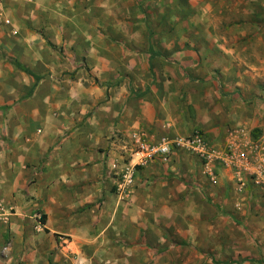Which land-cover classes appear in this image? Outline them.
Wrapping results in <instances>:
<instances>
[{"label":"crops","instance_id":"1","mask_svg":"<svg viewBox=\"0 0 264 264\" xmlns=\"http://www.w3.org/2000/svg\"><path fill=\"white\" fill-rule=\"evenodd\" d=\"M55 1L0 0V202L22 213L11 223L14 249L0 256V264H9L8 259L4 260L6 257L31 254L38 255L36 264H44L46 253L52 256V264H152L161 253L141 244L151 221L138 214L150 203L142 204L140 196H133L132 202L122 201L116 193L111 164L114 159L127 157L133 133L142 131L154 141L191 134L195 123L200 121L199 114L196 112L192 119L189 111L182 110L185 107L174 85H169L171 88L165 94H155L154 90L136 94L125 82L120 87H101L97 84L99 77L91 76L81 61L71 62L77 68H70L74 72L63 76L65 69L56 67L61 58L55 55L49 42L65 51L81 50L87 42V33L84 28L53 30L55 26L66 25L50 10ZM76 22L83 26L80 20ZM182 60L188 74L183 75L181 82L185 84V80L189 87L200 89L202 101L198 104L208 109V119H202L197 127L205 130L213 141L223 143L222 147L235 132L255 137L261 134L264 127L256 120L255 133L232 122L235 116L247 123L251 117L245 114H259V108L253 110L245 103V106L232 104L230 108L226 97L234 93H224L222 99L211 88L219 84L217 78L196 69L197 64L188 68L193 66L191 58ZM13 66L26 88L11 91L2 83L13 72ZM73 74L75 79L70 80ZM34 75L40 78L35 87ZM158 76L167 78V82L169 77L170 81L179 78L174 74ZM162 81L157 80L159 85ZM28 89L30 98L15 105L8 103L18 98L20 101ZM215 100L216 104H211ZM230 109L233 115L228 119ZM190 154L178 151L169 163L155 161L141 168L137 194L153 198L157 184L165 185L162 176L177 171L174 165L178 166ZM225 176L230 180L227 183L232 194L241 195L230 174ZM198 178H206L204 166ZM219 180L218 177L215 182L212 180L215 187ZM147 182L151 184L146 188ZM243 192L251 198L254 194L261 195L250 186ZM209 195L217 196L216 188H209ZM224 202L232 208L231 199ZM35 212L44 217L43 234L37 236L32 234L29 217ZM4 238L0 223L1 248ZM25 250H29L28 254Z\"/></svg>","mask_w":264,"mask_h":264},{"label":"rangeland","instance_id":"2","mask_svg":"<svg viewBox=\"0 0 264 264\" xmlns=\"http://www.w3.org/2000/svg\"><path fill=\"white\" fill-rule=\"evenodd\" d=\"M53 4L50 10L66 22L53 30L84 28L87 33V42L81 50L53 48L61 58L56 67L65 69L63 76L74 72L70 68H77L71 62L81 61L91 76L99 77L97 84L101 87H120L125 82L136 94L150 90L165 94L171 88L169 85H174L185 107L182 110L189 111L192 119L196 112L199 114L200 121L191 132L202 131L221 146L223 143L213 141V137L197 127L202 119H208V109L198 104L202 101L200 89L180 80L188 74L187 68L182 67V59L191 58L193 66L188 68L197 64L196 69L217 78L219 84L211 87L216 95L224 99V93H234L226 97L230 108L232 104H242L260 109L256 115L245 114L251 117L247 123L236 120L235 116L232 122L245 125L253 133L257 130L255 120L264 127V0H56ZM13 67L2 83L11 91L26 88L27 84L18 80L16 66ZM167 74L179 78L170 81L172 77H169L167 82V78L158 76ZM108 77L112 78L106 80ZM74 79L73 74L70 80ZM158 79H163L160 85ZM28 92L29 89L20 101L18 98L8 103L23 102L30 98ZM231 111L226 116L228 119L233 115ZM174 166L178 170L162 176L165 185L158 182L153 198L137 191L133 195L140 196L138 200L142 204L150 203L138 214L151 221L141 244L161 253L152 264H264V197L232 194L227 183L230 180L225 176L230 173H223V168L217 174L220 180L216 187L208 175L198 180L203 164L194 154ZM150 184L147 182L144 187ZM209 188H216L218 195L211 198ZM249 198L253 201L249 202ZM228 199L233 201L232 208L224 202ZM16 216L20 218L22 213L15 207L0 205V223L6 237L0 247L1 257L14 249L11 223ZM29 217L32 234L42 235L38 219L43 216L35 212ZM37 257L31 254L4 260L8 259L9 264H36ZM43 262L52 264V256L46 253Z\"/></svg>","mask_w":264,"mask_h":264},{"label":"built area","instance_id":"3","mask_svg":"<svg viewBox=\"0 0 264 264\" xmlns=\"http://www.w3.org/2000/svg\"><path fill=\"white\" fill-rule=\"evenodd\" d=\"M239 143L242 147H238ZM131 145L127 157L114 159L111 164L116 193L122 201L129 202L133 197L140 182L141 168L155 161L169 163L178 151L192 153L201 159L205 175L214 182L223 168L230 173L239 193L250 186L264 197V130L257 137L235 132L225 147L214 144L199 130L156 141L140 131L131 135ZM41 220L39 217L40 226Z\"/></svg>","mask_w":264,"mask_h":264},{"label":"trees","instance_id":"4","mask_svg":"<svg viewBox=\"0 0 264 264\" xmlns=\"http://www.w3.org/2000/svg\"><path fill=\"white\" fill-rule=\"evenodd\" d=\"M49 44L51 45L52 48H55L50 42H49ZM34 77L36 79V83L34 84V87H35L37 85V82L40 80V78L39 77H36L35 75H34ZM42 220H44V217H42Z\"/></svg>","mask_w":264,"mask_h":264}]
</instances>
